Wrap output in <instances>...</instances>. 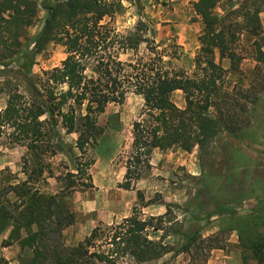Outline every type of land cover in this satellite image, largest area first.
Returning <instances> with one entry per match:
<instances>
[{"label":"trees","instance_id":"trees-1","mask_svg":"<svg viewBox=\"0 0 264 264\" xmlns=\"http://www.w3.org/2000/svg\"><path fill=\"white\" fill-rule=\"evenodd\" d=\"M222 0H196L192 2L194 13L200 17L202 31L200 47L194 63L196 69L187 72L172 65V58L179 56L178 44L158 49L163 43L143 37L139 31H153L139 20L135 32L122 35L106 18L122 11L120 1L115 0H0V66L8 67L25 55L32 61L34 54L49 43L64 47L65 58L59 66L42 72L36 81L25 76L28 96L17 88L7 94L5 107L0 110V133L12 129V143H23L31 152L39 143L48 142V152L53 153L47 135L54 134L59 118L66 133H78L76 147L81 156L86 147L103 130L96 117L109 103H121L128 92L143 98L139 118L132 122V142L125 161V173L119 184L131 189L142 172L150 168L153 149L167 150L174 147L190 151L194 146L204 147L221 130L237 135L240 92L236 86L224 85L226 74L239 71L244 57L238 50L240 34L261 32L260 5L234 7L218 13ZM47 15L41 30L27 41L26 30L35 24L39 12ZM27 43H26V42ZM146 42L147 55L122 61L119 55L128 50L137 51ZM256 46V59L264 64V52ZM219 60H216V54ZM228 58L230 67L224 68L221 60ZM91 63V74L86 73ZM31 64V63H29ZM29 64L25 65L26 67ZM175 90H181L184 107H178L171 99ZM84 113L79 114L78 108ZM47 114L49 120H42ZM49 133H48V132ZM45 150V151H46ZM91 161L79 164L77 173H85ZM70 180L66 190L75 187ZM12 192L15 198L6 195ZM60 196L44 194L25 179L0 192V232L9 231L1 243L8 246L18 243L21 249L29 248L32 257L18 264H116L122 257L134 262H145L161 257L167 252L161 238L149 236L152 230L163 229L165 214L142 218L133 211L121 222L105 228L104 234L94 228L76 245H66L63 230L74 222V213ZM138 197L143 198L141 192ZM169 207V206H168ZM235 225L244 264L254 259L264 264V207H255L246 214H230ZM155 220V222H153ZM262 226L263 231L258 227ZM252 227L253 235H244ZM251 256L247 257L244 250ZM4 264H9L3 260Z\"/></svg>","mask_w":264,"mask_h":264},{"label":"rangeland","instance_id":"rangeland-1","mask_svg":"<svg viewBox=\"0 0 264 264\" xmlns=\"http://www.w3.org/2000/svg\"><path fill=\"white\" fill-rule=\"evenodd\" d=\"M115 1L121 2L122 11L104 22L111 23L122 35L135 32L139 20L145 22L153 31L139 32L155 43H163L158 49L166 46L168 52H172V44L180 46L179 56L171 59L173 66L187 72L196 69L194 58L200 47L202 23L192 8L195 0ZM236 1H240V7L246 3L248 6L264 3V0ZM233 2L222 0L216 11L232 10ZM46 15V10H41L35 24L26 30L28 42L41 30ZM261 41L264 42V36ZM147 54L146 42H142L137 51L128 50L120 54L119 59L130 61L137 55ZM65 56L62 45L49 43L34 54L32 61L22 55L17 63L0 66V110L5 107L10 90L17 88L28 96L26 75L36 81L43 71L59 66ZM88 66L86 73L90 75L91 63ZM224 85L229 90L236 86L235 91L245 96L239 99L244 110L239 112L237 135L221 130L204 147L196 145L190 151L178 147L153 149L150 168L142 172L131 189L119 184L130 152L132 122L139 118L143 108V98L138 94L128 92L121 103H109L97 115V124L103 132L87 145L83 156L76 147L78 133H66L58 117L54 134L47 131L46 137L53 153L47 151L48 142L39 143L35 152L23 143H12L8 135L12 129H3L0 133V192L25 179L44 194L60 196L64 190L63 199L74 213V222L65 228V233L63 230L64 242L70 246L84 240L94 228L105 234L106 227L121 222L133 211L147 219L168 210L163 229L149 228V236L161 238L167 252L145 262L122 257L116 264H200L207 259L212 247L221 246L229 237L235 225L230 214H246L255 207H264V64H257L249 75L231 70L230 75L226 74ZM171 98L177 105L179 99L184 101L181 92ZM78 113H84V106L78 108ZM41 119L49 120V116L42 115ZM88 160L91 161L87 170L90 177L83 172L68 175L77 173V166L85 165ZM70 180L76 185L66 190ZM6 196L15 198L12 192ZM213 221L218 222L219 230L204 235L205 226ZM258 230L263 231V227L259 226ZM253 231L250 227L244 235H253ZM8 232H0L1 247ZM14 244L3 246V251L0 249V264L8 261L6 257L11 260L9 264L23 263L32 257L29 248L16 249ZM244 252L247 257L251 256L248 249Z\"/></svg>","mask_w":264,"mask_h":264},{"label":"crops","instance_id":"crops-1","mask_svg":"<svg viewBox=\"0 0 264 264\" xmlns=\"http://www.w3.org/2000/svg\"><path fill=\"white\" fill-rule=\"evenodd\" d=\"M196 1V0H195ZM234 7H239L240 1L234 0L232 3ZM196 15V14H195ZM197 16V15H196ZM199 17V16H198ZM259 19L261 24V32L258 35H254L248 31H244L240 34V39L238 41L239 47L238 50L243 54V58L239 63V71L242 74L249 75L254 71V68L257 64L261 63L256 59V46L254 45V41L259 42L260 49L264 52V42L261 41V38L264 36V9L259 12ZM243 47H247L242 50ZM216 60H219L218 53L216 54ZM222 66L224 68L230 67V60L228 58H223L221 60ZM230 75V71L227 73ZM182 93L181 90H175L171 95L175 94L178 96V93ZM172 99V98H171ZM175 103V102H174ZM177 105V103H175ZM185 105V101L179 99L178 107L182 108ZM219 230V224L217 221H213L212 223L205 226L203 232L204 235L212 234ZM64 229V233H65ZM230 235L226 238L221 246L212 247L210 253L205 261L200 264H244L243 261V252L242 248L239 245L238 235L236 230H231ZM6 238V235L3 236ZM12 246V245H10ZM15 248H20V246L16 243L14 244ZM1 247V246H0ZM1 251L5 249V247L0 248ZM8 259V263H11V260ZM248 264H256L254 259H248Z\"/></svg>","mask_w":264,"mask_h":264}]
</instances>
